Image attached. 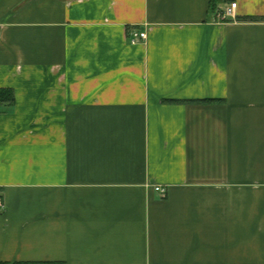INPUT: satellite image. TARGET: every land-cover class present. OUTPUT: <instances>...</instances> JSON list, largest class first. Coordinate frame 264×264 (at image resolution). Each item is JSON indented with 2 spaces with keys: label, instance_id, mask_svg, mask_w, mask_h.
<instances>
[{
  "label": "crops",
  "instance_id": "obj_1",
  "mask_svg": "<svg viewBox=\"0 0 264 264\" xmlns=\"http://www.w3.org/2000/svg\"><path fill=\"white\" fill-rule=\"evenodd\" d=\"M213 4L0 0V264H264V0Z\"/></svg>",
  "mask_w": 264,
  "mask_h": 264
},
{
  "label": "built area",
  "instance_id": "obj_2",
  "mask_svg": "<svg viewBox=\"0 0 264 264\" xmlns=\"http://www.w3.org/2000/svg\"><path fill=\"white\" fill-rule=\"evenodd\" d=\"M236 9H237V2H231L226 9L224 10V13H222L220 15V17L222 18L221 20H227V19H232L235 18L236 15ZM147 38V33L146 31H139L134 29L131 33H130V41L131 43H137L138 40H145ZM156 190L160 193H162L163 195L166 194V188L158 186L156 187ZM4 207V203L3 200L0 198V209Z\"/></svg>",
  "mask_w": 264,
  "mask_h": 264
},
{
  "label": "trees",
  "instance_id": "obj_3",
  "mask_svg": "<svg viewBox=\"0 0 264 264\" xmlns=\"http://www.w3.org/2000/svg\"><path fill=\"white\" fill-rule=\"evenodd\" d=\"M213 5H215V0H213ZM264 19V17H261ZM16 100L15 91L10 87H1L0 88V105L4 104H14Z\"/></svg>",
  "mask_w": 264,
  "mask_h": 264
}]
</instances>
